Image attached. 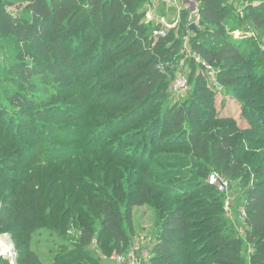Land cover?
<instances>
[{
	"label": "trees",
	"instance_id": "obj_1",
	"mask_svg": "<svg viewBox=\"0 0 264 264\" xmlns=\"http://www.w3.org/2000/svg\"><path fill=\"white\" fill-rule=\"evenodd\" d=\"M194 1L197 17L182 8L156 39L151 0H0V236L16 264L125 256L144 207L157 217L151 264H264V0H242V17L223 0ZM186 37L249 128L208 102ZM185 59L198 82L174 104ZM212 172L244 191V240ZM35 238L56 248L50 257Z\"/></svg>",
	"mask_w": 264,
	"mask_h": 264
},
{
	"label": "rangeland",
	"instance_id": "obj_2",
	"mask_svg": "<svg viewBox=\"0 0 264 264\" xmlns=\"http://www.w3.org/2000/svg\"><path fill=\"white\" fill-rule=\"evenodd\" d=\"M191 0H188L189 2ZM242 0H231L230 4L233 6L234 11L239 13L240 17H242L245 8L242 5ZM259 5L258 3L254 4V6ZM179 6L182 7V3L179 0ZM194 10V9H193ZM10 11L14 14L17 13L16 8H11ZM253 33V32H252ZM239 32L235 34V37H239ZM253 35V34H252ZM251 35V36H252ZM248 37V36H247ZM259 41H264V39L259 34ZM188 58V57H186ZM188 59L183 60L184 66L181 68L182 71H179L178 75H183L188 78L189 81V75H190V69L187 66V63L185 62ZM182 63V61H181ZM197 75H201L204 77L206 82V88L204 91H206L209 99V103L211 106H215L217 110V114L220 113L222 117L225 118H233L238 125L241 128H249V124L247 123L244 113L242 111L241 105L237 102L236 97L233 95V93L226 89L224 86L219 84L218 87L210 86L208 84V80L206 78L205 73L202 71H199L196 73ZM176 76V77H177ZM198 81H195L194 78H192L191 82L189 83L188 88L179 95H171V100L173 103H182L186 99L189 98L191 95L194 86L197 84ZM172 93V92H171ZM264 111V108L256 107L255 112L261 113ZM11 171V170H9ZM215 172L210 173V175L214 174ZM217 174V172H216ZM209 175V176H210ZM219 177L221 176L219 173L217 174ZM224 179L228 183V189L227 192L221 193L224 199V214L226 215L227 219L232 223L234 231L237 233L238 238L241 240L245 239L247 229L245 226V218H246V209H245V201L243 198L244 191L241 188L240 184H235L233 181H229V179H225L222 176L220 177ZM157 217L154 211L144 207V208H136L134 211V225L136 229V235L134 240L132 241L131 248L129 251L125 254L126 256L131 253L132 251H135L137 258L140 261V264H151V258H152V247L156 242V235H157V226H156ZM8 235L10 237L11 242L15 248V245L13 243L12 237L10 234H3L1 236ZM0 236V237H1ZM34 245L38 248L39 252L42 254L43 257H50V249L55 250L56 248L47 243L45 240H39L38 238L34 239ZM246 250V258L249 260V256L253 253L252 248H245ZM95 251V248H94ZM98 254V253H97ZM3 255V254H2ZM100 256V254H98ZM116 257H113L111 260H104V264H116L115 262Z\"/></svg>",
	"mask_w": 264,
	"mask_h": 264
},
{
	"label": "built area",
	"instance_id": "obj_3",
	"mask_svg": "<svg viewBox=\"0 0 264 264\" xmlns=\"http://www.w3.org/2000/svg\"><path fill=\"white\" fill-rule=\"evenodd\" d=\"M159 1L160 0H151L150 4L147 7V13L145 19V22L147 24L154 23L157 26V29L154 31V37L156 39H158L159 37L166 36L167 32L170 29H173L178 25L180 21V12L182 10V8L179 9L178 15L174 21L167 22L165 21L164 17H162L161 14L159 13ZM223 1L228 3L231 2V0H223ZM189 6L191 9H194L193 13L197 17L198 10L195 1L191 0L189 2ZM184 52H186L187 57L192 56L195 59L196 63H198V65H201L202 71L205 73L206 78L208 80V84L210 86L218 87L220 83L218 82L217 71L212 66L207 65L200 56L191 53L188 37L185 38ZM183 66H184V61L180 63V67ZM164 67H165L164 65L159 66L161 70H163ZM188 86H189L188 78L183 75H178L173 80L170 86V90L173 95H179L183 93L188 88ZM208 183L209 185L216 187L218 191L221 193L227 192L228 183L224 179L220 178L219 175H217L216 173L208 177ZM1 243L9 249V254L6 255L1 254L2 256H0V261L2 259H7L10 261V264H16L18 255L11 242L10 237H8V235L1 236L0 244ZM115 262L116 264H140V261L137 258L135 251H132L127 256L125 255V256L116 257Z\"/></svg>",
	"mask_w": 264,
	"mask_h": 264
},
{
	"label": "crops",
	"instance_id": "obj_4",
	"mask_svg": "<svg viewBox=\"0 0 264 264\" xmlns=\"http://www.w3.org/2000/svg\"><path fill=\"white\" fill-rule=\"evenodd\" d=\"M182 3L183 9L189 6L188 0H180ZM159 9L162 12L161 16L164 17L165 21L172 22L176 19L179 9V0H160ZM193 12V9H191Z\"/></svg>",
	"mask_w": 264,
	"mask_h": 264
},
{
	"label": "bare ground",
	"instance_id": "obj_5",
	"mask_svg": "<svg viewBox=\"0 0 264 264\" xmlns=\"http://www.w3.org/2000/svg\"><path fill=\"white\" fill-rule=\"evenodd\" d=\"M0 247H1V249H0V255H1V254H3V255L9 254V249H8L5 245H3V244L1 243V244H0Z\"/></svg>",
	"mask_w": 264,
	"mask_h": 264
},
{
	"label": "water",
	"instance_id": "obj_6",
	"mask_svg": "<svg viewBox=\"0 0 264 264\" xmlns=\"http://www.w3.org/2000/svg\"><path fill=\"white\" fill-rule=\"evenodd\" d=\"M191 30H193V31H197V24H192L191 25ZM0 256H2V255H0Z\"/></svg>",
	"mask_w": 264,
	"mask_h": 264
}]
</instances>
